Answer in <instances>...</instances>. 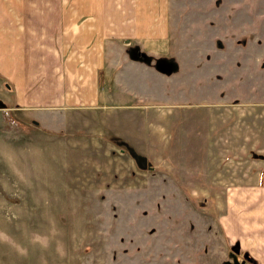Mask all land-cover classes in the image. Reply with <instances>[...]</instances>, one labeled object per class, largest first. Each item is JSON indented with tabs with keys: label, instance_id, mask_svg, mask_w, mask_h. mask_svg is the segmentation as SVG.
<instances>
[{
	"label": "rangeland",
	"instance_id": "obj_1",
	"mask_svg": "<svg viewBox=\"0 0 264 264\" xmlns=\"http://www.w3.org/2000/svg\"><path fill=\"white\" fill-rule=\"evenodd\" d=\"M168 1L169 80L144 102L67 133L11 115L27 151L16 198L0 190V264H247L217 178L247 171L233 123L264 112V0Z\"/></svg>",
	"mask_w": 264,
	"mask_h": 264
},
{
	"label": "crops",
	"instance_id": "obj_2",
	"mask_svg": "<svg viewBox=\"0 0 264 264\" xmlns=\"http://www.w3.org/2000/svg\"><path fill=\"white\" fill-rule=\"evenodd\" d=\"M168 24V0H0V169H10L0 170L3 198H16L11 169L27 151L11 115L67 133L99 120L96 109L118 114L144 102L138 88L169 80L155 60ZM245 116L247 124L233 123L228 151L246 153L249 166L217 178L230 185L218 223L247 264H264V112Z\"/></svg>",
	"mask_w": 264,
	"mask_h": 264
},
{
	"label": "trees",
	"instance_id": "obj_3",
	"mask_svg": "<svg viewBox=\"0 0 264 264\" xmlns=\"http://www.w3.org/2000/svg\"><path fill=\"white\" fill-rule=\"evenodd\" d=\"M245 260L249 261V258L247 257V255H244Z\"/></svg>",
	"mask_w": 264,
	"mask_h": 264
}]
</instances>
